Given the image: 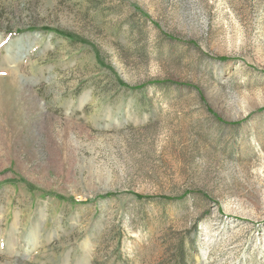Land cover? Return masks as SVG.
I'll return each mask as SVG.
<instances>
[{
	"label": "rangeland",
	"instance_id": "obj_1",
	"mask_svg": "<svg viewBox=\"0 0 264 264\" xmlns=\"http://www.w3.org/2000/svg\"><path fill=\"white\" fill-rule=\"evenodd\" d=\"M0 264H264V0H0Z\"/></svg>",
	"mask_w": 264,
	"mask_h": 264
},
{
	"label": "trees",
	"instance_id": "obj_2",
	"mask_svg": "<svg viewBox=\"0 0 264 264\" xmlns=\"http://www.w3.org/2000/svg\"><path fill=\"white\" fill-rule=\"evenodd\" d=\"M54 34L57 35L58 37H61V38H64V39H68L70 41H75V37L71 34H68V33H64V32H61V31H54ZM122 84V83H121ZM144 89V85L137 88V89H132L131 91H141ZM107 196V195H106ZM142 198H140L141 200ZM181 250V249H180Z\"/></svg>",
	"mask_w": 264,
	"mask_h": 264
}]
</instances>
